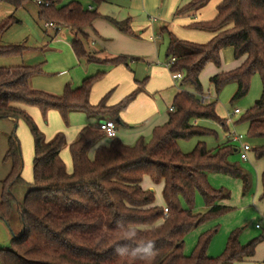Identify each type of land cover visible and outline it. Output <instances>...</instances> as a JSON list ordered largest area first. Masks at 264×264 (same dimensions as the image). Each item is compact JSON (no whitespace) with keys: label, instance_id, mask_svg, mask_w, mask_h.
Listing matches in <instances>:
<instances>
[{"label":"trees","instance_id":"obj_1","mask_svg":"<svg viewBox=\"0 0 264 264\" xmlns=\"http://www.w3.org/2000/svg\"><path fill=\"white\" fill-rule=\"evenodd\" d=\"M28 1L0 3L16 11ZM43 1L49 6L39 5L40 20L52 23L57 32L70 28L77 33L72 49L79 60L128 66L132 58L102 60L87 51L85 30L100 14L87 10L83 6L86 0ZM89 1L98 5L104 2ZM210 2L191 0L177 7L173 17H194ZM112 22L121 32L135 36L130 18ZM18 23L14 14L7 16L0 22V37ZM189 27L209 33L210 40L195 43L179 38L167 27L163 31L168 36L167 60L175 58L170 71L183 74L182 85L194 92L182 90L175 96L167 122L153 129L150 141L140 138L135 145H125L114 138L109 146H98L91 159L90 151L106 136L98 128L84 127L68 146L72 171L61 157L64 134L46 140L25 106L38 108L44 118L55 110L65 121L72 112H81L116 122L144 90L147 79L138 82L136 90L114 106L107 104L108 95L93 105L90 93L102 73L86 78L77 88L66 85L61 95H53L29 86L32 77L44 73L41 65L0 67V120H23L34 139L33 181L27 182L22 177L20 142L15 131L8 136L4 161L10 164V171L1 181L0 220L11 228L10 220L17 213L21 231H12L11 248L0 250L2 264H235L254 257L260 238L243 245L238 231L231 233L220 257L207 253L214 232L199 238L192 255L184 254L185 239L195 228L231 209L219 204L230 194L214 189L208 175L241 179L245 191L252 182L239 164L230 161L235 150L230 143L210 150L200 141L192 152L183 153L178 142L215 134L195 120H212L227 128L216 113V102H202L200 74L209 64L219 67L221 51L232 48L234 58L242 63L215 74L210 82L217 93L235 84L233 100H237L247 94L252 78L260 76L261 96L237 123L248 125V138L262 141L252 152L257 160L264 161V0H221L213 18ZM26 49L24 45H0V56L21 57ZM145 177L161 186L163 205L156 204L153 190L142 187ZM261 186L260 198L264 200V170ZM16 187L25 188L21 201L14 194ZM197 194L205 203L203 214L193 211Z\"/></svg>","mask_w":264,"mask_h":264},{"label":"rangeland","instance_id":"obj_2","mask_svg":"<svg viewBox=\"0 0 264 264\" xmlns=\"http://www.w3.org/2000/svg\"><path fill=\"white\" fill-rule=\"evenodd\" d=\"M126 1V9H129L133 5H138L139 9L142 10L141 13L144 14L145 21L149 20V26L154 30H156L155 34L158 38V42L161 48L160 54V63L165 66L169 62L166 59L167 47H168V36L163 32V29L167 27L168 29H173V24H179L184 26L188 32V37H182L180 35H176L187 41L195 42V43H207L210 38L208 34L201 30L192 29L189 26L198 21H206L209 19L206 11L203 10L201 14L194 17H183L185 24L177 21V19H164V13H166L168 8H170V4L168 0H156L154 5L157 6V11H146L143 9L142 0H125ZM186 2L191 0H184ZM219 0H211L208 4L206 10H211L213 15L216 12V6L219 3ZM93 2V1H91ZM89 0L83 1V6L87 7L88 4L91 3ZM94 3V2H93ZM102 4V3H101ZM162 4L164 5V11L160 14L162 10ZM95 8L99 5L94 3ZM175 9V8H174ZM175 11V10H173ZM40 7L36 3V1L31 0L28 1L24 7L14 10L13 7L7 5L5 3H0V22L4 20L7 16L14 14V16L21 21L19 24H15L10 29L0 37V45H20L26 44L31 48H36L41 46L49 45L48 48L51 47L52 37L54 36V32L56 26L48 27L46 23L42 22L39 18ZM168 13V12H167ZM166 13V14H167ZM169 15V14H168ZM171 15V13H170ZM196 17V18H195ZM132 22V19L130 17ZM180 20V19H178ZM173 21V22H172ZM148 24V23H146ZM63 28H60V32H62ZM128 35V34H127ZM131 36V35H130ZM199 40L201 42L195 41ZM203 40V41H202ZM45 49V48H44ZM94 57H96L92 51L88 50ZM232 52V51H229ZM231 54L230 63L226 62V58L223 57L221 53V65L219 67L214 64H209L200 74V83L202 85L203 94L209 96L208 99L205 98L206 103L216 102V113L219 118L223 119L227 125V128L224 129L218 122L206 119L195 120V124H199L204 128L212 130L215 134L205 137H194L190 140H180L179 147L183 153H190L196 147L197 143L200 141L205 142L206 147L210 150L216 149L219 146L230 143L234 148L238 149L240 147V143L231 142L230 138L227 137V133H234L238 135H242L244 137L243 142H247L252 149L258 147L262 144L261 140H252L247 136V128L248 125L246 123H237L240 118L255 105V102L260 98L262 92V82L259 75H255L250 83V88L245 96L239 98L237 100H233V96L236 92L237 86L235 84H229L225 86L219 93L216 92L214 86L210 82V78L217 73L225 72L222 71V67H232V70L237 66H234L236 59ZM48 62V58L44 59V56L41 53H24L23 57H5L0 56V67L6 68H16L19 66H36L41 65L44 71V62ZM238 61V60H237ZM83 65H85V61H82ZM147 63H138L133 66V69L137 71L138 74L141 75V80L145 77H149L150 74L148 72L150 65ZM234 67V68H233ZM228 68V69H229ZM213 71H216L213 72ZM220 71V72H217ZM230 71V70H229ZM227 72V71H226ZM45 73V72H44ZM183 75V74H182ZM184 76V75H183ZM65 88V87H64ZM63 88V89H64ZM185 90L189 92H194L193 88L190 86H185ZM42 91V90H41ZM64 91V90H63ZM63 91L61 93H63ZM61 95V94H56ZM201 95V96H202ZM171 103V102H170ZM164 114L167 116L169 112L170 104H166L163 102ZM238 109L241 111L240 114L235 115L234 111ZM25 110L32 117L33 121L39 128V130L44 134L46 140H51L57 133H63L65 136V147L61 152V156H67L70 160L69 170L72 171V161L68 148V138L69 135L74 132L78 126H75L76 119L78 117L89 118L84 113L75 114L73 116H68L67 121H65L62 116L55 110H51L48 112L47 116L44 118L42 113L38 108L25 106ZM17 125V126H16ZM94 125V124H93ZM90 123L87 124V127L93 126ZM120 127V124H119ZM118 127V129H119ZM83 128V127H82ZM81 128V130H82ZM60 129V130H58ZM15 131L16 136L20 142L21 152H22V161H23V172L22 177L27 182L33 181V157H34V139L30 128L23 120L18 121V123L10 124L8 119L0 120V195H1V181L4 180L9 171L10 164L4 161L5 154L8 149V136L11 135ZM143 138L146 141H150L152 138V132H149L147 135H140L138 139ZM104 139V138H103ZM102 139V140H103ZM104 140H107L106 138ZM109 140H107L108 142ZM136 141V142H137ZM133 145H135V143ZM72 143V142H71ZM70 143V144H71ZM93 154V153H92ZM91 154V155H92ZM250 160L243 161L240 158V153L234 152L230 156V161L233 163L239 164L249 175L251 178V187L245 191L244 186L242 184L241 179L225 175L219 173H210L209 174V183L216 190H222L225 193H229L230 197L221 199L219 204L230 207L231 209L227 212L217 214L208 221L204 222L197 228H195L187 237L184 254L190 256L193 254L195 247L198 243L199 238L205 234L214 232L211 242L209 244L207 253L209 256L217 258L222 256L225 251L226 244L229 236L232 232H239V240L241 244H247L253 239L260 238V242L256 247V252L253 258L248 259L242 263L235 264H257L258 261L264 260V238L263 233L260 230H257L255 225L261 220L260 212L263 211L262 203L260 201V197L255 198L254 193L256 190V169L252 163L257 162L254 157L253 152L249 153ZM93 158V157H92ZM66 164V162L64 161ZM67 166V165H66ZM151 179L149 177L144 178V184H151ZM155 191V194L158 195L157 189H151ZM25 193V188L16 187L14 189V194L16 198L21 201L23 199ZM264 204V202H263ZM182 206L184 208H188L186 203L182 201ZM193 211L195 213H205L206 207L203 200V197L200 194H197L195 197V203L193 207ZM17 213H14V217L11 218V228L6 225L5 222L0 220V250L11 248V240L13 238L14 232H19L20 220L17 217ZM0 264H2L0 260Z\"/></svg>","mask_w":264,"mask_h":264},{"label":"crops","instance_id":"obj_3","mask_svg":"<svg viewBox=\"0 0 264 264\" xmlns=\"http://www.w3.org/2000/svg\"><path fill=\"white\" fill-rule=\"evenodd\" d=\"M155 1L156 0H142L143 9L146 11L153 10L152 12L157 11L158 5H154ZM220 1L221 0L218 2ZM168 2L171 7L167 9L168 13H164L163 16H165L164 19L167 20L171 16L170 19L172 20L174 18L173 14L175 12L173 10H176L177 7L184 5L189 1L168 0ZM93 4L94 3L91 2L85 8L91 11L96 10L100 14V17H98L93 22L92 27L85 30V33L88 36L86 49L92 51V53L97 58L102 60H109L118 56L132 58L128 66L110 65L101 62L87 61H85L86 64L83 65L82 61L84 60H79L72 49V41L76 38L77 33L70 28H63L62 32H60L61 30L57 32L55 29V34L52 37L50 48H48L49 45H40V47L31 48L25 43L20 44L28 48L24 52L25 54L40 52L41 55L44 56V59L48 58V62H46V60L44 62L45 73L40 76L32 77L29 80V86L34 90H42L53 95L62 94L61 92L64 90L63 88L66 85H70L72 88H77L81 86L82 82L86 78L102 73L104 74L102 79L94 83L92 87V91L90 93V103L96 105L108 95L107 104L109 106H114L130 95L134 90H136L138 82L147 79L144 90L140 92L130 103L127 109L120 114V119L116 120V139H119L125 145H133L140 135H147L149 132H152L155 127L161 126L167 122L169 118V112L167 116L164 114L163 111L165 108H163V102L170 104L172 107L175 96L182 90H185V86L182 85V80L175 78V74L170 71V68L167 65L163 66L160 63L161 48L158 38L155 34L156 30L149 26L148 19L145 21V13H141L142 10L139 9L138 5H133L129 9H126L125 0H104V2H102V4H100L97 8H95ZM206 9L207 7L202 9L199 13L201 14V12L205 10L209 19L213 18L215 15H213L212 11ZM163 11L164 5L162 4V10L160 11V14H162ZM130 17L132 19L131 27L135 33V36H130L121 32L112 22V20L125 21ZM176 19L177 21L185 24L184 20H181L183 17ZM172 24L174 25L172 29L174 33L182 36L183 38H189L187 35L188 32L185 30L186 28H184V26L175 23ZM162 33H164V31ZM207 34V38H211V35L209 33ZM195 41L201 42L199 40ZM221 53L223 54V57L226 58V62L230 63L231 54L229 53H233L234 56L233 49L226 48L223 49ZM21 57H23V55ZM138 63H147L150 65L148 70L150 74L149 77H145L143 80H141V75L133 69V66ZM241 63L242 60H236L234 66L238 67ZM228 68L229 67H222V71L232 70V67L229 69ZM213 72L216 73V71ZM202 97L208 99L209 96L202 95ZM75 114L78 113L72 112L70 116ZM75 119V126L78 127L70 135L68 133L67 138L69 144L77 139L81 128L87 127V124H89V126L90 123L91 125L94 124L91 126V128L97 129L100 122L112 120V118L107 116L89 117L85 119L78 117ZM8 122L10 124L17 123L12 118L8 119ZM105 138L109 141L107 142V140H104ZM105 138L90 151L89 155L91 159L94 157L95 150L98 146L110 145L112 139L107 137ZM234 152H237L236 148ZM61 157L66 162L67 169L69 170L70 160L67 156H63V154ZM252 164L256 169V190L254 196L257 198L258 196L261 197L262 194L261 175L264 170V161L257 160V162ZM209 177L210 176L208 175V180ZM142 187L144 189L150 190L157 189L158 195L156 194V204H164L161 195V186H155L152 182L151 184L145 185L143 180ZM260 201L263 207V211L260 212V217H262L264 215V200H261L260 198ZM19 228V231H21V226H19Z\"/></svg>","mask_w":264,"mask_h":264},{"label":"built area","instance_id":"obj_4","mask_svg":"<svg viewBox=\"0 0 264 264\" xmlns=\"http://www.w3.org/2000/svg\"><path fill=\"white\" fill-rule=\"evenodd\" d=\"M36 3L38 5H44V6H49L48 2H44L43 0H36ZM46 26L48 27H53L54 25L52 23H47ZM175 62V58H171L170 61L167 63V66L170 68ZM176 79L182 80L183 75L181 73H177L174 75ZM202 102H205V98H201ZM169 111H173V106L169 109ZM241 111L236 109L234 111V114H240ZM98 129L104 132L105 136L110 139H114L117 137V126L116 122L114 120H105L100 122ZM227 137L230 138L231 142H236L240 143V147L237 149V151L240 153V158L243 161H248L249 160V153L252 151V148L247 142H243L244 137L242 135H238L234 133L231 135V133H227ZM168 212V209H165V213ZM257 230L262 231L263 233V238H264V215L261 217V220L256 223L255 225ZM257 264H264V260L258 261Z\"/></svg>","mask_w":264,"mask_h":264}]
</instances>
